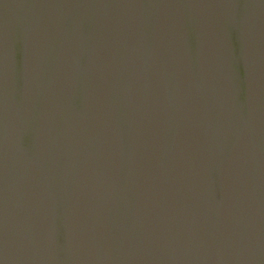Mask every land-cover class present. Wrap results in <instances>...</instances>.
Segmentation results:
<instances>
[{
  "label": "water",
  "instance_id": "1",
  "mask_svg": "<svg viewBox=\"0 0 264 264\" xmlns=\"http://www.w3.org/2000/svg\"><path fill=\"white\" fill-rule=\"evenodd\" d=\"M0 264H264V0H0Z\"/></svg>",
  "mask_w": 264,
  "mask_h": 264
}]
</instances>
